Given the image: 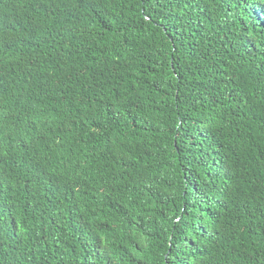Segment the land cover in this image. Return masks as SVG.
<instances>
[{"label":"trees","instance_id":"obj_1","mask_svg":"<svg viewBox=\"0 0 264 264\" xmlns=\"http://www.w3.org/2000/svg\"><path fill=\"white\" fill-rule=\"evenodd\" d=\"M0 264H264V0H0Z\"/></svg>","mask_w":264,"mask_h":264}]
</instances>
